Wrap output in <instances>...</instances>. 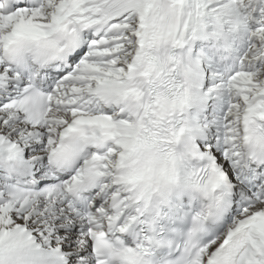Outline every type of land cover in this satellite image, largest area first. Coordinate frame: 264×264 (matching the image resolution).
<instances>
[{"label": "snow or ice", "instance_id": "6c2138e0", "mask_svg": "<svg viewBox=\"0 0 264 264\" xmlns=\"http://www.w3.org/2000/svg\"><path fill=\"white\" fill-rule=\"evenodd\" d=\"M0 264H264V0H0Z\"/></svg>", "mask_w": 264, "mask_h": 264}]
</instances>
